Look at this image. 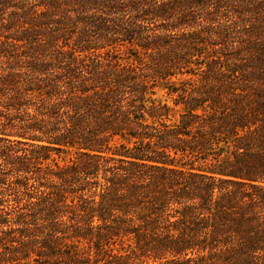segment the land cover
Listing matches in <instances>:
<instances>
[{
  "label": "trees",
  "instance_id": "1",
  "mask_svg": "<svg viewBox=\"0 0 264 264\" xmlns=\"http://www.w3.org/2000/svg\"><path fill=\"white\" fill-rule=\"evenodd\" d=\"M0 264H264V0H0Z\"/></svg>",
  "mask_w": 264,
  "mask_h": 264
},
{
  "label": "rangeland",
  "instance_id": "2",
  "mask_svg": "<svg viewBox=\"0 0 264 264\" xmlns=\"http://www.w3.org/2000/svg\"><path fill=\"white\" fill-rule=\"evenodd\" d=\"M158 98H162V99L165 98V96L163 95V91H160V92L158 93ZM169 104H171V101H169Z\"/></svg>",
  "mask_w": 264,
  "mask_h": 264
}]
</instances>
